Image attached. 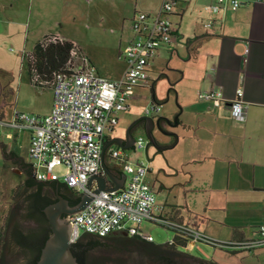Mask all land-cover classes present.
<instances>
[{"label": "crops", "instance_id": "0c3cea01", "mask_svg": "<svg viewBox=\"0 0 264 264\" xmlns=\"http://www.w3.org/2000/svg\"><path fill=\"white\" fill-rule=\"evenodd\" d=\"M84 1L91 5L94 0ZM102 1L114 6L112 21L119 29V38L114 43L118 57L124 60L121 52L134 39L133 17L139 12L156 13L162 0ZM214 1L178 0L170 15L172 42L162 46L151 60L148 85L138 87L128 99L127 109L117 115L113 132L120 123V115L131 111L146 94L150 102L143 115L148 106L156 104L159 111L147 117L154 122L164 118L161 121L164 133L155 138L162 148H157L160 157L157 174L152 178L149 170L145 177L156 196L155 214L189 225L218 241H253L259 237V226L264 224V0H241L242 5L236 11L224 8L210 15L204 8ZM75 2L0 0V22L11 25V38L20 49L27 47L35 31L38 36L32 44V52L47 35H59L68 40L55 30L57 27L25 29L26 22L19 20L21 11L29 18L44 14L50 7L72 9ZM209 19L213 21L211 27L206 26ZM38 22L35 20L34 26ZM80 50H83L81 46ZM85 55L98 74L107 79L121 78L126 69L124 60L125 66L119 71L101 72L95 66V58ZM161 82L168 87L163 95L157 92ZM213 89H220L228 101L241 90L242 100L247 105L246 120L234 121L227 107L212 111L209 103L198 99V93ZM13 113L5 97L0 99V118L10 121ZM138 118L139 115L134 116L128 127ZM137 128L144 130V123ZM113 132L106 138L103 160L107 168L119 176L121 172L110 162L107 152L119 148L115 139L125 138L114 136ZM22 133L28 135L25 154L17 153L13 143L3 144L0 140L5 161L0 191L8 195L23 182L24 163L30 164L31 134ZM0 135L18 143L19 133L8 127L0 126ZM143 149L149 162L148 144ZM131 161L146 163L145 160ZM13 178H17L14 185ZM198 245L187 243L185 249L205 252Z\"/></svg>", "mask_w": 264, "mask_h": 264}, {"label": "built area", "instance_id": "2783aa9c", "mask_svg": "<svg viewBox=\"0 0 264 264\" xmlns=\"http://www.w3.org/2000/svg\"><path fill=\"white\" fill-rule=\"evenodd\" d=\"M177 2L162 0L156 13L135 14L131 21L134 39L121 52L126 69L117 80L99 75L87 57L71 42L62 70L51 71L47 78L39 74L31 52L25 56L26 61L28 58L31 63V84L51 89V109L43 116L14 111L10 121L0 118V126L31 134L28 154L38 181L61 183L78 195L85 193L92 197L83 210L69 216L73 243L82 234L100 238L112 234L127 235L153 243L152 235L142 228L143 224L149 223L173 231L187 239L188 243L231 249L264 246V224L259 226V237L253 241L225 242L212 239L189 225L156 215V196L145 182L150 168L142 161L132 162L125 153L143 149L147 143L142 136L135 138L128 150L116 148L107 152L110 162L126 176L121 189L94 194L92 189L87 188L91 177L104 175L103 146L118 122V113L127 109V101L138 87L148 85L151 60L162 46L172 42L170 15ZM241 5V0H215L204 9L215 15L224 8L236 11ZM212 23L209 19L206 26L211 27ZM64 41L59 35H47L39 42L41 47L46 48ZM198 99L209 103L212 111L227 107L234 121L246 120L247 105L242 100L241 90L230 101L224 98L220 89L200 92ZM157 111L159 106L151 104L145 110V116ZM58 168L64 172L59 174L56 171ZM107 185L112 186V183L109 181Z\"/></svg>", "mask_w": 264, "mask_h": 264}, {"label": "rangeland", "instance_id": "374dc122", "mask_svg": "<svg viewBox=\"0 0 264 264\" xmlns=\"http://www.w3.org/2000/svg\"><path fill=\"white\" fill-rule=\"evenodd\" d=\"M113 7L109 2H103L102 0H94L91 5L87 4L84 0H76L72 9L59 10L58 8L54 9L50 7L45 10L44 14L29 18L27 17V13L22 10L19 14V20L26 22L27 27H24L29 30L32 28V30H48L49 28L57 27L58 29L56 28L55 30H59L61 36L66 40L74 43L78 49L81 46L83 49L80 50L81 54L86 56L85 53H87L95 58V66L99 71L104 72L109 70L116 72L122 69L125 64L124 60L118 57L114 43L119 38V29L112 21L113 14L115 13ZM103 16L105 19H103ZM35 20H39V22L34 26ZM11 29V25H5L0 22V85L3 90L0 99L2 100L5 97V101L11 112L22 111L33 115H45L50 110L52 100L51 89L31 84L26 70L25 56L30 53L32 44L36 41L38 34L33 31L29 37L27 47L20 49L11 38ZM167 90V85L162 82L157 85V92L161 93V95L166 94ZM145 96L146 98L141 100L140 103L131 107V111L124 112L120 115V123L113 132L114 136L125 138L127 127L133 117L136 115L140 117L144 116L142 112L150 102V98L146 94ZM132 133L134 138L142 136L148 144V158L150 163L148 162L144 149L136 152L128 150L125 153L132 160H145L147 166L150 168L151 177L153 178L157 174L160 161L157 148L149 143L144 130L137 128ZM153 133L155 138L162 136L156 127ZM0 138L3 144H7L8 142L13 143L17 153L25 154L28 143L27 133H19L18 143L16 144L4 135H0ZM4 163L5 161L0 150V182L2 180L1 170ZM56 171L59 174L64 172L62 168H58ZM16 181L17 178H13L12 184L14 185ZM5 193L7 192L0 191V255L5 239L7 217L12 207H16V200L19 199L14 200L11 197L12 193L10 195ZM142 228L152 235L153 244L155 245H164L171 241L174 236L173 231L160 225L145 223L142 225ZM119 237L120 235L114 234L109 238L98 239L97 244H90L88 240H84L83 245H85L82 249L84 255L87 257L86 263L110 264L108 261L105 263V261L112 258V253L115 249L123 246L122 242L112 240ZM198 247L205 252L197 248L192 252H187L184 247H180L178 250L200 259L215 260L219 264H264V246L253 249H231L200 244ZM5 256L8 257L10 264L24 263L23 257L15 252L6 251ZM11 260L14 262H11Z\"/></svg>", "mask_w": 264, "mask_h": 264}, {"label": "trees", "instance_id": "16d2710c", "mask_svg": "<svg viewBox=\"0 0 264 264\" xmlns=\"http://www.w3.org/2000/svg\"><path fill=\"white\" fill-rule=\"evenodd\" d=\"M70 47L71 43L68 41L53 44L46 48L41 47L40 42L35 45L30 56L34 59L35 66L42 78H47L53 70H62L69 55ZM26 63L29 75L31 63L28 61V58ZM162 120H164V118L158 119L160 124H162ZM133 128L134 126L131 127L130 130ZM105 153L106 150L104 154ZM24 166L26 167L25 178L23 182L14 189L11 197L14 200L19 198L16 200L15 206L19 204L18 202H20L21 199L28 201V213L31 215L38 213L39 218L37 219H41V221H38L42 223L44 217L42 209L58 200L60 194L57 191V184L61 183L40 182L34 177V171L31 168V165L24 163ZM79 199L80 195H78L75 204ZM12 209L8 216V220L11 219V215L13 216L17 207H12ZM36 232L35 229L27 228V232L20 230L19 233L14 235V240L19 248L18 251H13L11 248V238L13 239V237L11 236L10 239L5 237L2 253L0 255V264H2V262L3 264H10L8 262V257L5 256L6 251L15 252L19 256H22L24 259V263L22 264H37L41 250L50 232L46 234L44 230V232H41L42 235ZM98 239L104 238L90 234H82L74 243V246L76 248L83 247L85 245H83L84 240H88L90 244H97ZM187 243V239L176 234H174L171 241L164 245H155L153 243L139 241L137 244H131L115 249L112 253V258L107 259L105 263L108 261L110 264H218L212 260L200 259L178 250L180 247H186ZM75 255L77 256L78 264H87V257L84 255L83 249H81L80 253H75ZM116 256H118V258H116ZM11 262L14 261L11 260Z\"/></svg>", "mask_w": 264, "mask_h": 264}, {"label": "water", "instance_id": "95a60500", "mask_svg": "<svg viewBox=\"0 0 264 264\" xmlns=\"http://www.w3.org/2000/svg\"><path fill=\"white\" fill-rule=\"evenodd\" d=\"M140 123H144V131L150 144L156 148H160L153 134L154 128L163 134L162 125L159 121L154 122L151 117L143 116L131 123L126 130L125 139H115L116 145L123 149L128 150L134 143V136L132 134L131 127L134 129L140 126ZM107 147V143L103 146L102 158H104V152ZM102 170L104 175L93 176L89 179L87 188L92 189L94 194L99 191H111L121 189L126 181L125 174L117 176L113 174L105 165L102 160ZM112 183V186H108V182ZM93 183H95L93 185ZM94 186V187H93ZM92 200V197L88 194H81L79 201L72 207H68L67 201L61 196L58 197V201L44 208L45 216L50 224L51 233L46 239L44 246L41 250V254L37 264H77L76 258L71 252V227L61 218L62 214L73 215L83 210L87 204Z\"/></svg>", "mask_w": 264, "mask_h": 264}, {"label": "flooded vegetation", "instance_id": "af4514ba", "mask_svg": "<svg viewBox=\"0 0 264 264\" xmlns=\"http://www.w3.org/2000/svg\"><path fill=\"white\" fill-rule=\"evenodd\" d=\"M121 174H123V173H120V175ZM57 191L59 192L60 196L67 201L68 207H72L75 205V202L78 198V195L75 191L69 189L68 187H66L63 184H57ZM18 203L19 204L16 206L17 209H15L16 210L15 213L13 214V216L11 215V219L8 220V217H7V221L5 224V227H6L5 237L9 238V239L11 238V236L13 237V239L11 238V248L13 251L19 250L18 245L16 244V242L14 240V237H15L14 235H16V233H19L20 230L27 232V228H31L33 230L35 229V231H37L36 233H38L40 235H42L41 232H44V230H45L46 234H48L49 232L51 233L50 224H49V222L45 216L44 209H42V211L44 213L43 221H42V223H40L41 219H37V218H39L38 213H35L33 215L28 213V211H27L28 210L27 208L29 205L28 201H26L25 199H21V201ZM10 213H9V215H10ZM69 216L70 215H67V214H62V216H61V218L68 225H69ZM38 220H40V221H38ZM49 235H48V237H49ZM112 235H114V234H112ZM112 235H109L106 238H109ZM112 240L122 242L123 246H128L131 244H137L139 241H143V240H140L136 237H129L127 235H120L119 238L112 239ZM81 249H82V246L80 248H76L74 246V243L71 241V252L73 253L74 257L76 258L77 264H78V259H77V256L75 255V253L76 254L80 253ZM79 258H80V256H79Z\"/></svg>", "mask_w": 264, "mask_h": 264}]
</instances>
